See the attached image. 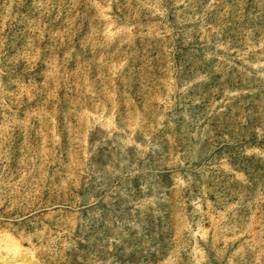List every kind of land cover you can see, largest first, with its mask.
<instances>
[{
  "label": "rangeland",
  "instance_id": "rangeland-1",
  "mask_svg": "<svg viewBox=\"0 0 264 264\" xmlns=\"http://www.w3.org/2000/svg\"><path fill=\"white\" fill-rule=\"evenodd\" d=\"M0 264H264V0H0Z\"/></svg>",
  "mask_w": 264,
  "mask_h": 264
}]
</instances>
